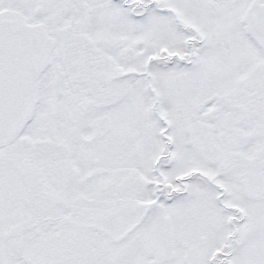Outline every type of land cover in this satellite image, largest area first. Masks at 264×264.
Wrapping results in <instances>:
<instances>
[{
    "label": "snow or ice",
    "instance_id": "snow-or-ice-1",
    "mask_svg": "<svg viewBox=\"0 0 264 264\" xmlns=\"http://www.w3.org/2000/svg\"><path fill=\"white\" fill-rule=\"evenodd\" d=\"M0 264H264V0H0Z\"/></svg>",
    "mask_w": 264,
    "mask_h": 264
}]
</instances>
